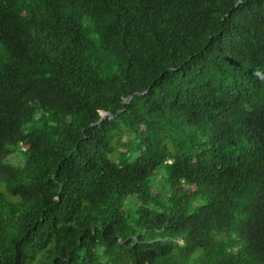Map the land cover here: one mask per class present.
Masks as SVG:
<instances>
[{
  "label": "trees",
  "instance_id": "16d2710c",
  "mask_svg": "<svg viewBox=\"0 0 264 264\" xmlns=\"http://www.w3.org/2000/svg\"><path fill=\"white\" fill-rule=\"evenodd\" d=\"M0 183V264H264V0H0Z\"/></svg>",
  "mask_w": 264,
  "mask_h": 264
},
{
  "label": "rangeland",
  "instance_id": "374dc122",
  "mask_svg": "<svg viewBox=\"0 0 264 264\" xmlns=\"http://www.w3.org/2000/svg\"><path fill=\"white\" fill-rule=\"evenodd\" d=\"M19 157H20L19 154H15V158L18 159ZM8 159H9V162H10V163H12V164H14V165H17V162H14L15 160H14V157H13V156H10ZM19 162L22 163V161H19ZM161 174L163 175V172H161ZM158 179H160V178H158ZM156 183H157L158 187L161 189V188H162L161 180L156 181ZM0 191L3 192V193H6V192H5V187H4V185H3L2 183H0ZM17 200H18V199H15L14 201L16 202ZM131 209H132V207L129 206L128 204H126V215H128V214L130 213L129 210H131Z\"/></svg>",
  "mask_w": 264,
  "mask_h": 264
},
{
  "label": "water",
  "instance_id": "95a60500",
  "mask_svg": "<svg viewBox=\"0 0 264 264\" xmlns=\"http://www.w3.org/2000/svg\"><path fill=\"white\" fill-rule=\"evenodd\" d=\"M105 116H108V115H103L102 117L104 118Z\"/></svg>",
  "mask_w": 264,
  "mask_h": 264
}]
</instances>
